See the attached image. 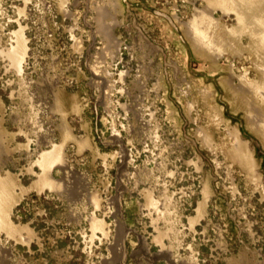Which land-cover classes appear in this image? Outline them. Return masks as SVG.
I'll return each mask as SVG.
<instances>
[{
	"label": "rangeland",
	"instance_id": "obj_1",
	"mask_svg": "<svg viewBox=\"0 0 264 264\" xmlns=\"http://www.w3.org/2000/svg\"><path fill=\"white\" fill-rule=\"evenodd\" d=\"M257 40L212 0H0V264H264Z\"/></svg>",
	"mask_w": 264,
	"mask_h": 264
},
{
	"label": "bare ground",
	"instance_id": "obj_2",
	"mask_svg": "<svg viewBox=\"0 0 264 264\" xmlns=\"http://www.w3.org/2000/svg\"><path fill=\"white\" fill-rule=\"evenodd\" d=\"M213 3H216L218 5H220L221 7L223 6V8H228L229 9H232L233 11L236 12V15L238 17V25L239 27H244V29H247L249 30L250 32H252V34H254L255 36L258 37V40H257V47L259 49L262 50V53H263V61H264V8L262 7L263 6V0H212ZM212 5V4H211ZM105 14H106V11L105 12H102L101 13V17H100V14L99 17L101 18L100 20V27L104 30L105 28H103V26H105L103 24L104 22V18L105 17ZM209 12L208 10L206 11H202L201 13H197L193 19V21L188 25V28H187V34L191 37V38H194L198 41H201L202 43L204 42H208L209 45L212 44L211 41H213V37L212 38H209L208 35L206 36V34L208 33V30L211 28V25L212 22L211 20L212 19H209L210 15H208ZM206 15H208V17H206ZM99 18V19H100ZM98 20V19H97ZM99 21V20H98ZM235 30V29H234ZM107 31V30H106ZM105 32V31H104ZM109 33V32H108ZM207 37V38H206ZM195 40V41H196ZM20 43V41L18 42ZM199 43V42H198ZM22 44V42H21ZM20 44V45H21ZM19 46V45H18ZM233 46V45H232ZM20 47V46H19ZM17 47V48H19ZM23 48V46H21ZM210 48V47H209ZM214 48V47H213ZM223 49V48H221ZM16 49H14V51H10V55L8 57H10L12 59V62L14 61V63L16 64V66L18 65V63H21V59L20 57H23V56H19L17 51H15ZM21 50V49H19ZM205 50V49H204ZM208 50V49H207ZM220 50V49H219ZM214 51V50H213ZM22 52V50H21ZM20 52V53H21ZM24 51L22 52V55H23ZM17 55L19 56L18 58L20 60L17 59ZM9 59V60H11ZM20 61V62H19ZM14 64V65H15ZM247 79V78H246ZM243 83V82H242ZM250 84V83H249ZM248 84V85H249ZM245 85V84H244ZM251 85V84H250ZM247 86V85H246ZM251 88L254 89V91L258 92V93H261V92H264V86L263 84L259 85V84H255L254 86L250 87L249 86V89L251 90ZM244 90V89H243ZM249 90V91H250ZM251 92V91H250ZM253 92V91H252ZM257 93V94H258ZM264 96V95H263ZM252 110H254L252 108ZM258 110V109H257ZM257 113V112H256ZM253 115V114H252ZM254 117V121L256 122V124H264V121L258 116V115H253ZM205 137V136H204ZM237 139V138H235ZM237 142V141H236ZM242 142V141H241ZM236 144V143H235ZM237 150L238 152H240V154L243 156L244 153H241V150H240V142H237ZM1 149V148H0ZM59 152V150H56ZM46 153L43 154L41 160H44V162H46V164L48 163L49 166L52 164V163H60L61 162V157L58 156V155H54V154H59V153H56L55 152V149L54 151H45ZM250 163L252 164L253 163V160L252 159H249ZM43 162V163H44ZM52 162V163H51ZM41 163V162H40ZM43 166V164H42ZM46 166V165H45ZM49 166H47V168L49 169ZM45 168V169H47ZM47 169V170H48ZM46 171V170H45ZM46 175V174H45ZM48 176V175H46ZM45 176V177H46ZM49 177V176H48ZM46 177V178H48ZM50 179V178H49ZM52 180V179H51ZM47 182H49L48 184L49 187H51V185L53 184V186H58L59 183L55 184V182L53 181H50L48 180ZM53 182V183H52ZM45 183V182H44ZM46 186H47V183H46ZM5 196V195H4ZM3 196V197H4ZM2 197V196H0ZM2 201V200H1ZM2 211H3V208H1L0 206V213L2 214ZM4 213V212H3ZM4 219V218H3ZM4 223V222H3Z\"/></svg>",
	"mask_w": 264,
	"mask_h": 264
}]
</instances>
